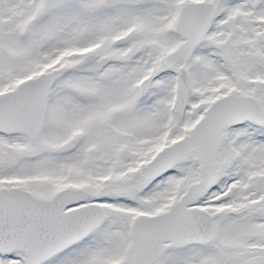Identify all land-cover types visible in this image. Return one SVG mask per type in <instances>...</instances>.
<instances>
[{
  "label": "snow or ice",
  "instance_id": "6c2138e0",
  "mask_svg": "<svg viewBox=\"0 0 264 264\" xmlns=\"http://www.w3.org/2000/svg\"><path fill=\"white\" fill-rule=\"evenodd\" d=\"M0 264H264V0H0Z\"/></svg>",
  "mask_w": 264,
  "mask_h": 264
}]
</instances>
